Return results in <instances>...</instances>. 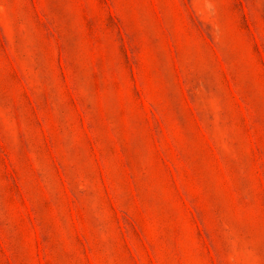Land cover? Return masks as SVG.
<instances>
[{
  "label": "rangeland",
  "instance_id": "1",
  "mask_svg": "<svg viewBox=\"0 0 264 264\" xmlns=\"http://www.w3.org/2000/svg\"><path fill=\"white\" fill-rule=\"evenodd\" d=\"M0 264H264V0H0Z\"/></svg>",
  "mask_w": 264,
  "mask_h": 264
}]
</instances>
